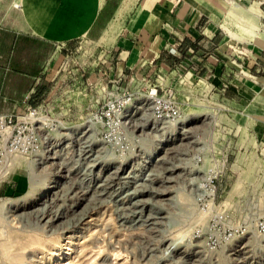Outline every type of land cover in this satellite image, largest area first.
Instances as JSON below:
<instances>
[{"label":"rangeland","instance_id":"1","mask_svg":"<svg viewBox=\"0 0 264 264\" xmlns=\"http://www.w3.org/2000/svg\"><path fill=\"white\" fill-rule=\"evenodd\" d=\"M112 36L102 46L81 41L60 59L65 76L45 102L58 129L0 178V264H264L260 130L210 98H189L187 119L171 127L147 123L138 102L125 114L121 154L125 145L88 123L102 111L103 88L114 90L98 77ZM198 154L222 170L210 211L195 204Z\"/></svg>","mask_w":264,"mask_h":264},{"label":"crops","instance_id":"2","mask_svg":"<svg viewBox=\"0 0 264 264\" xmlns=\"http://www.w3.org/2000/svg\"><path fill=\"white\" fill-rule=\"evenodd\" d=\"M109 35L98 77L114 90L147 78L176 97L213 99L264 137V0H0V114L53 96L60 59Z\"/></svg>","mask_w":264,"mask_h":264},{"label":"built area","instance_id":"3","mask_svg":"<svg viewBox=\"0 0 264 264\" xmlns=\"http://www.w3.org/2000/svg\"><path fill=\"white\" fill-rule=\"evenodd\" d=\"M104 101L102 111L95 113L88 119V123L96 126L98 136L103 133L110 144L119 141L125 145L118 147L120 153L128 151V136L124 122L126 111L135 103H142L150 113V119L155 125H175L185 118L188 108V99L179 101L170 91L159 90L149 79L144 78L134 90H109L103 88ZM48 98L42 103L26 107L22 112H13L8 115L0 114V175L16 158L31 159L39 155L44 149L45 136L58 129L60 121L53 115ZM117 146V142H114ZM196 166H200L204 179L198 182V193L195 204L205 207L207 211L216 208L217 182L222 170L219 167L205 165V158L198 154L193 157ZM258 231L264 232V223L257 225Z\"/></svg>","mask_w":264,"mask_h":264},{"label":"bare ground","instance_id":"4","mask_svg":"<svg viewBox=\"0 0 264 264\" xmlns=\"http://www.w3.org/2000/svg\"><path fill=\"white\" fill-rule=\"evenodd\" d=\"M135 104H137V103H135ZM135 104H133V105H135ZM134 106H131V107H129L128 109H127V113L129 112V110L131 109V108H133ZM141 109H145L147 112H148V109H147V107L145 108L144 107V105L142 104V105H139V106H135V110L137 111V110H141ZM149 113V112H148ZM146 115V114H145ZM187 119V118H186ZM148 121L150 122V113H149V116H148V120H147V123H148ZM187 121V120H186ZM128 122H130V120L128 121ZM153 125H155V123H153ZM152 125V126H153ZM168 126H173V125H168ZM164 127H166V126H164ZM175 127V126H174ZM153 128V127H152ZM167 128V127H166ZM163 129V128H162ZM165 129V128H164ZM163 131V130H162ZM150 132H151V130H150ZM46 139V138H45ZM132 139V138H131ZM131 142V141H130ZM143 145H147V143H145V144H143ZM159 146V145H158ZM159 148V147H158ZM157 148V149H158ZM156 150V149H155ZM147 157V156H146ZM146 159H149V158H146ZM21 160H24L23 158H16V159H14V160H12L10 163H9V165H8V167L3 171V173L0 175V178L1 177H5L9 172H10V170L13 168V165H14V163H17L18 161H21ZM202 175H201V177H200V180H199V182L202 180V179H204L205 177H204V174H203V172H202V170L200 169V170H198ZM33 183V182H32ZM150 217V216H149ZM148 217V218H149ZM149 223V222H148Z\"/></svg>","mask_w":264,"mask_h":264}]
</instances>
